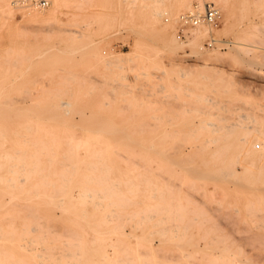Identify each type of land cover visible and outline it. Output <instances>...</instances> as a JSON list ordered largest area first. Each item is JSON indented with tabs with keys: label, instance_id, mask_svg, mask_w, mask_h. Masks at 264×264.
Masks as SVG:
<instances>
[{
	"label": "rangeland",
	"instance_id": "1",
	"mask_svg": "<svg viewBox=\"0 0 264 264\" xmlns=\"http://www.w3.org/2000/svg\"><path fill=\"white\" fill-rule=\"evenodd\" d=\"M44 1L49 3V0ZM186 1L187 5L191 6H187L180 11L179 14L181 15L188 13L190 10H197L193 8L197 0ZM204 1L209 3L208 0ZM228 1L231 3L232 13L235 16L231 19L232 27L220 34L212 33L210 38L217 40L212 46L207 45L208 41L211 40L210 38L202 41L203 50L211 51L216 49L220 55L212 59L206 56L205 53L202 56L201 54L203 53H200V55L193 54L187 47H185L186 49L178 50L176 53H168L160 45L158 29L161 27H168L167 31L172 32L179 42H185L186 36L189 34L187 27L181 32L182 23L180 18H175V20L174 17L170 16L174 12L173 0H56L55 15L49 20L40 23L23 19L19 12H15L13 16L7 14L8 17L7 15L5 16V12L0 14V92L4 93V95L0 96V99L15 101V106L21 108L23 110L21 112L25 114L28 108L31 109V107L35 106L46 107L45 101L52 92L59 95L54 97L59 101H70L80 98L71 97L67 94L69 92H87L86 99L96 101L97 105L95 107L104 108L103 112H99L101 117L110 115L112 122L140 126L141 129L139 128V130L147 132L146 138L151 137V134H159L158 136L164 135V133L167 134L166 138L161 136L165 140L163 143L164 160H162V162H167L163 163L164 165L162 166L165 171H157L159 173L156 172L155 177L158 175V178L167 179L168 177L169 181L167 179L165 182L167 183L168 181L170 184L173 180L175 183L180 182L179 185L176 183L177 186L174 185V182L172 183L174 185L173 190L172 187H169L171 185L167 184L171 191L176 190L183 196H187L186 192L188 195L192 192L194 195L190 194V199H196L189 200L196 206L197 210L194 213H201L200 215L202 216L201 218L200 215L197 216L198 214H195L194 216H197L198 219L194 222H198L199 218V222L202 221L201 219H205L202 223L204 225L207 221V226L206 224L203 226L201 223V227L198 224L199 222L196 223L197 226L193 221L189 224L188 220H191L194 216H184L183 218H188L183 221H180L183 219L182 216L179 221L177 217L175 218L177 221H175L174 215L176 216V214L173 207H171L172 209L169 208L170 212L174 210L172 213L173 218L171 217V219L167 216L164 217V212L160 213L159 217V211L151 210L152 213L157 211L156 215L150 211L155 216H153V220H149V223H146L149 224V226L147 225V231L158 230L157 228L162 222L156 226L157 228L151 224L161 217H163L161 220L165 223L160 225L159 228L161 229L163 226L166 228L160 230L163 233L159 232L150 235L151 238L149 237L148 240L136 237V233L132 231L130 225L125 223L122 225L118 236L134 246L135 254L147 255L148 264H182L183 262V264H197L193 263L192 259L199 263V258L189 259L183 255L188 253L189 249V252H197L198 257L208 250L213 256H217L219 255L218 253L223 251L230 255L229 258L238 259L240 261L239 264H264V241H260V239H264V229H261L264 228V226L261 227L264 222V198H262L264 197V175L262 177L263 180L260 178L253 182L245 176L243 168L234 161L236 155H239L236 137L241 133V127L249 131L252 130L251 127L254 128L257 122L256 129L264 131V66L248 63V60L252 58L251 56L254 58L256 56L257 59L264 57V0ZM47 6L45 5L43 8H47ZM240 19L245 21L241 24L247 25H241L242 28L246 27L243 31L239 27ZM248 22L253 23L250 26L251 28L248 27ZM237 26L238 29H236ZM217 28H222L220 20ZM233 41L244 42L252 50L255 48L256 51L253 50L249 54L234 56V52L228 51L229 47L234 43ZM74 44L78 53L71 57L66 53L69 47ZM105 49L107 52L111 51V55L97 57V53ZM61 51H64V54L61 55ZM240 57L244 59H240ZM226 81L231 88L230 86L226 89L224 88ZM65 93L66 95H64ZM89 107L91 106H87L86 109ZM241 113L245 114V116ZM76 118L75 120H78ZM239 119L241 120L239 121ZM28 120L30 121V119ZM235 120H237V123L234 122ZM250 120L251 122H247ZM208 121L214 123L212 127L220 125V123L227 125L226 127H234L231 135L227 136V141L231 143L230 150L220 158H223L221 161L225 165L226 171L230 172L233 168L235 169L230 175H226L225 178L227 179L224 181L197 180L193 188V186L189 185V178L185 173L182 171L183 176L180 168L176 166H172V168L168 162L172 161V159L183 160L184 157L186 158L183 161L198 162L206 148L210 151L217 148L215 147L217 144H206L204 140L216 137L218 133L215 132L216 134H214L211 131L197 127ZM25 122L31 124L35 123V120L33 119L32 122L26 120ZM43 123H46V121H43ZM248 123L252 126L249 127ZM146 126L149 127L146 128ZM144 127L145 129H143ZM173 130H177L176 133L178 135ZM187 130L189 132L187 134L184 133ZM201 130L202 132H200ZM180 132L184 136L186 134L187 137L182 136ZM172 133L175 138L171 135ZM76 135L81 136V131L78 130ZM158 136L155 137L158 138ZM176 136H178V139ZM194 138H196V141ZM178 140L185 142L182 141V144L181 141V143L177 142ZM203 144L204 147H201ZM198 145L201 147L200 151H197L199 149ZM251 146V144L247 145L248 148ZM170 147L178 149L177 153L176 150ZM257 147L260 148V153L264 155V151L262 152L264 144ZM185 152L192 153L186 155ZM256 154H259V152ZM149 156L151 157L152 155ZM167 164L171 169L165 166ZM166 170L170 173L166 172ZM163 172L164 175H162L164 177L160 174ZM171 172L174 173L171 174ZM166 173L168 176H165L167 175ZM158 178L157 181L159 182ZM162 178V182L160 180L159 183L164 185L165 182ZM176 178H180V181L176 180ZM186 186H191L192 191H187L186 189L189 187L186 188ZM168 187L166 188L170 190ZM244 188L246 189L243 190ZM182 190H186V192L184 193ZM202 190H204L203 193L206 195L199 192ZM243 192L246 193L247 199ZM195 194L196 197H193ZM201 194L203 195L201 196ZM251 195L253 198L250 197ZM197 196L201 198L199 199ZM203 196H208L206 197L207 201L202 199ZM188 198L189 196H187ZM197 199L199 200V205L197 204ZM231 199L233 201H230ZM246 200L247 205L245 204L244 206ZM200 201L205 202L204 205L208 204L206 205L207 207L209 206L206 212L208 210L210 215L208 213L206 215V212H204L205 207L200 205ZM234 201L236 204L238 201L241 203H239V206L242 205V207L239 210L237 208L239 206H236ZM259 202L261 206H259ZM229 203L232 204L229 205ZM252 203L254 206L257 205L255 210L253 209L254 206L251 207L250 205ZM199 206L201 207L199 208ZM248 206L253 209L251 213L254 214L250 215V212L247 214L248 210L246 209L249 208ZM244 207L246 208L244 210L246 213L243 212ZM38 208L41 212L34 223L43 226V228L49 227L55 233H61L63 231L61 223L58 219L52 218L47 214L48 205L40 203ZM55 213L58 216L60 214L59 209H55ZM243 213L245 216H243ZM206 216L212 217H209L210 220L213 219L211 224ZM251 216L260 217L251 218ZM69 217H72V214ZM172 219L175 223H173ZM170 220L172 221L169 222ZM185 223L190 225V232L188 233L193 234L196 238L194 244L197 246L188 248L177 247L178 251L170 243H179V240L175 238L176 236L189 235L183 229V226L186 225ZM213 223L216 226L213 227ZM258 224L261 225L258 226ZM170 226L176 227L171 228ZM196 226L202 229L199 228V230L195 228ZM207 227H209L210 231ZM215 227L218 228L217 231ZM203 229H206L203 231L206 232L205 234L202 232ZM211 229L215 230L212 231ZM101 231L105 232L106 230L101 229ZM164 231L167 232L165 233ZM219 231L223 232H221L223 236H220L221 233ZM194 232H197L196 235ZM208 232L210 234H207ZM212 232H215L213 236H211ZM104 234H106L105 236L107 234L113 235L110 232H105ZM92 236L93 234L89 232L86 238L91 240ZM219 237H224V241ZM201 239H204L202 243ZM211 242H213L214 246L215 242L217 243L215 249ZM218 243L223 245H221L220 249ZM228 243H233L231 244L233 247L229 248L230 245ZM224 248L226 249L225 251ZM236 251L239 253H236ZM174 253H176V257L177 255L182 256H180V259L173 260V257L176 258ZM111 256H113V253H111ZM122 258L123 255L119 254L116 260H121ZM139 258L142 260V257L139 256Z\"/></svg>",
	"mask_w": 264,
	"mask_h": 264
},
{
	"label": "bare ground",
	"instance_id": "2",
	"mask_svg": "<svg viewBox=\"0 0 264 264\" xmlns=\"http://www.w3.org/2000/svg\"><path fill=\"white\" fill-rule=\"evenodd\" d=\"M203 1L204 0H197L195 5H193V8L197 10H190L188 11V13L184 14L197 15L202 13L204 5L206 3L205 1ZM208 1L209 3L215 4L214 6L218 9L219 20L221 22L222 28L218 29L217 27H211L204 24L187 26V29H189V34L187 33L188 35L186 36L185 42H179L172 32L167 31L168 27H161L160 29H158V40L164 50L168 51V53H176L178 50L187 47L189 48L191 53L199 55L200 53H203L201 54V56L205 53L206 56L211 57V59L219 55L216 49H212L211 51L203 50L204 48L202 45V41L206 38H210L212 33L220 34L223 31L229 30L232 27L231 19L235 16L232 13L233 11L231 9V3L228 0ZM46 5H48L47 8H43L44 6H40L37 3L30 5L22 2L21 0H0V14L2 12H5V16L7 14L13 16L15 12H19L23 19H28L30 21L40 23L49 20L55 15L56 0H49V3H46ZM173 6L174 12H172L170 16L172 18L174 17V19H181L182 15L179 14L180 11H182L187 6L190 7L191 5H187L186 0H173ZM243 21V19H240L239 21L240 26L239 24L238 26L240 28H242L241 25L247 26L246 24H241L243 23ZM248 25V27H250L253 25V23L248 22ZM238 26L236 27V29H238ZM244 29H246V27L242 28L241 31H243ZM210 39L212 40V38ZM215 41L217 42V40ZM233 42L234 43H232L231 47L227 46L229 47V50H227L234 52V56L249 54L253 50L256 51L255 48L252 50V48H250L249 45L245 44L243 41V43L238 41ZM110 52H107L106 49L100 50L97 53V57L103 55H111ZM77 53L78 50L76 49V45L74 44L69 47L66 54L73 57ZM60 54H64V51H61ZM251 57L254 58L253 56ZM242 58L243 57H240V59ZM252 58L248 60V63H250L251 65L253 64L261 65L262 67L264 66V57L262 59H257L256 56L254 59ZM228 86L230 85L226 81L224 83V88L226 89ZM67 94L71 97L80 98L72 99L70 101H59L54 98L59 95L52 92L50 93L48 99L45 101L46 107H31V109L28 108V110L26 111L27 113L25 114L21 112L23 111L21 108L15 106V101L11 99H0V264H148L147 255L144 254V256H141L135 254L136 251L134 250V246L131 243L126 242L122 237L120 238L118 236L120 235L118 233L121 230L122 225L128 223L132 231L136 233V237L148 240L149 237L151 238L150 235H154L155 233L159 232L163 233V231L160 230L162 228H166L165 226H163L161 229L159 228L160 225H163V223H165L161 220V218H163L161 217L160 219L154 221L153 224H151L155 228H157L156 226L162 222L157 228L159 231L156 229L154 231H147V225L149 226V224L146 223H149V220L154 219L153 216L157 214V211H159V217L160 213L164 212L165 216L163 214L162 216H167L168 218L170 217L169 219H171L174 210H171L172 212H170L169 208L173 207L176 214V216L174 215V219L178 217V221L181 216L182 218L184 216L191 217L195 214H198L197 216H199L201 213H194L195 210H197L196 206H194L192 202H190V200L196 199H190V194L194 195L192 194V190L190 187L193 186L194 188V184L197 183V180L215 182L224 181L225 179H227L225 178L226 175H230L231 172L235 169L232 166V171H226L227 169H225V165H223L221 161L223 158H220L230 150L231 143L227 141V136L231 135V131L234 127H226L227 125L225 126L221 123L220 125L212 127L214 123H211L209 121L204 124L198 125V128L211 131L214 134L218 133L217 136L215 135L216 137H210L204 140V143L206 144H217V146H215L217 148L212 151L206 148L204 150V154H202L203 156L200 157V161L198 162L187 161L186 159V161H183L186 157H184L183 160L172 159V161L168 162L171 165L170 167L176 166L180 168L181 173L183 174L184 172L185 175L189 178L188 182L191 186H188L189 188L186 186V188L188 189H186L185 187L184 189H186L187 191L191 190V193L189 192L190 194L188 195L186 190H182L184 193L186 192L187 196H189V198L187 199L186 195L185 197L179 194L178 191L176 192V190H174V192L171 191V188H169L172 187L173 190L174 185L177 186V182L175 183L173 180L175 184L173 185V182L170 184L168 183L169 179L167 177V183L171 185L168 187V184L165 182L167 179H163L161 177L165 182V184L163 185L159 183L161 180L160 177L158 178L159 175L155 177V173L157 171H165V169L162 167L165 163H167L162 162V160H164L163 143L165 141L163 138L167 134L164 133V135H161L163 136V138H161V136H158L159 134H151V137L146 138L147 132H145L144 130H139L140 126L138 127L137 125H124L115 123L114 121L112 122L110 115L101 117L99 115V112H103L104 108L95 107V105H97L96 101H90L86 99L85 97L86 95H88L87 92L76 91L69 92ZM2 95H4V93L0 92V96ZM64 95H66V93ZM43 106L45 105L43 104ZM87 106L91 107L86 109ZM242 115L245 116V114ZM76 117L78 118V120H75ZM28 119H30L31 122L34 119L35 123L29 124L25 122L26 120L30 122ZM237 120H235L234 122H236ZM240 120L241 119H239V121ZM43 121H46V123H43ZM247 122H251V120ZM256 124L258 125L257 122ZM210 126L212 129H215L212 130L211 128H209ZM251 126L252 125H250L249 127ZM255 126L254 128L251 127L252 130L249 131L241 127V133L236 137V146L239 155H236V159L234 160L238 163V166L240 165L243 168V173L245 174V176L253 182H255L257 179L262 178L264 175V155L260 153V148L257 147L258 145L264 144V131L256 129L257 127ZM148 127L146 126V128ZM143 129H145V127ZM78 130L81 131V136L76 135V132ZM173 131L175 132V134H177V130ZM187 132L189 131L187 130L184 133L187 134ZM200 132H202V130ZM173 133L171 135H173ZM180 134L182 133L180 132ZM186 134L185 136L187 137ZM189 135L191 136L190 133ZM155 136H158V138ZM182 136L184 135L182 134ZM190 136L188 137L190 138ZM177 137L178 136H176V138ZM194 139L196 141V138ZM180 141L178 140L177 142ZM249 144L252 145L250 148L247 147V145ZM199 145V149L197 151H200V148L204 147V144L201 147H199ZM174 150H176V148ZM263 151L264 150H262V152ZM257 152H259V154H256ZM191 153H186V155ZM148 155L152 156L148 157ZM135 158L136 160H138H134ZM189 158H191V156H189ZM167 165L165 166L169 168V165ZM173 171L175 172V170ZM166 172L169 171L166 170ZM174 172H171V174ZM160 174L164 175V172ZM165 176H168V174ZM157 178L159 179V182L157 181ZM176 180L180 181V178H176ZM179 183L180 182H178L177 184L179 185ZM166 187H168L170 190H168ZM179 188L178 190L180 191ZM245 189L246 188H244L243 190ZM256 189L255 191L257 192ZM203 191L204 190L199 192L203 193ZM203 194H201V196ZM212 196L210 197L212 198ZM244 196H246L247 199L246 193L244 194ZM193 197H196V194ZM206 197L208 196H203L202 199L205 201ZM250 197H252V195ZM197 198L200 199L201 197L197 196ZM257 200L260 201L259 199ZM198 201L199 200L197 199V204ZM230 201L233 200L231 199ZM194 202L196 203V201ZM40 203L48 205V208L46 210L48 216L58 219V221L61 223L63 229L61 233H55L50 230L49 227L43 228V226L36 225V223H34L35 220L39 217V213L41 212V210L38 208V205ZM204 203L205 202L202 201L200 205H203L205 207V209L203 207V209L205 210L203 211L206 212V209H208L209 206L207 207L206 205L208 204L204 205ZM234 203L236 204L235 201ZM239 203L240 202L238 201L236 206H239L241 204ZM246 203L247 200L246 202H244V206ZM253 203L250 204L251 207L254 206ZM231 204L229 203V205ZM259 206H261L260 202ZM200 207L201 206H199V208ZM240 207H242V205L237 207L238 210L240 209ZM256 207L257 205H255L253 209L255 210ZM55 209H59L60 211V214L58 216L55 213ZM245 209L246 208L244 207L243 212H245ZM253 209L250 207L246 209L248 210L247 214H249V212L250 215L254 214L251 213L253 212ZM151 210H157L156 212H153L155 215H152L153 213ZM150 211L152 214L150 213ZM207 213L208 210L206 212V215ZM71 214L72 217H69ZM208 214L210 215V213ZM197 216H194L191 218V220H188V223L190 224L191 221H196L198 219ZM243 216H245L244 213ZM200 217L202 218L201 215ZM209 217L208 219L211 224V221H213V219L210 220V218L212 217ZM252 217L259 218L260 216H251V218ZM185 218L180 221H183ZM172 220H170L169 222H171ZM201 220L202 221L199 222V218V223L196 222L200 224L199 226H201V223L205 221V219ZM165 221L168 222L167 220ZM175 221L177 220L175 219ZM175 221L173 223H175ZM185 224L186 225L183 226V229L186 233H188L190 232V225H188L187 223ZM205 224L207 226V221ZM213 224V227L216 226L215 223ZM259 225L261 224H258V226ZM197 226L195 228L199 229L202 227ZM263 226L264 222L261 227ZM170 227L174 228L173 226ZM209 227L207 228L209 229ZM101 229H105V232L113 233V235L107 234V236H105V232H102ZM152 229L154 228L152 227ZM179 229L177 230L179 231ZM215 229L217 231L218 228L215 227ZM261 229L263 230L264 228ZM204 230L206 229H203L202 232ZM196 231L198 232L197 229ZM89 232L93 234L91 240H88L86 238V235ZM164 232L166 233L167 231ZM197 232H194L195 235ZM219 232L221 233L222 231ZM203 233L205 234L206 232ZM213 233L215 234V232H212L211 236H213ZM222 233L220 234V236H223ZM207 234H210V232H208ZM257 235L259 237L258 233ZM175 238L179 240V243H169L175 246L176 249L177 247L188 248L197 246L196 244H194L196 238L193 236V234H189L188 236L183 235L182 237L176 236ZM222 239L224 241V237ZM202 240L204 239L200 240L201 243ZM260 241H264V239H260ZM216 242L215 246H217ZM219 243L218 245L220 249V247H222L223 245L222 243ZM211 244H213V242H211ZM231 244L229 245L231 246ZM215 246L213 247L214 249ZM230 246L229 248L233 247V245L231 247ZM197 248L196 250H198ZM225 250L226 249L224 248V251ZM189 251L188 253H184L183 255L189 259L199 258L200 260H197H199L200 264L240 263L238 259L229 258L230 255H227L223 251L218 253L219 255L216 254L217 256H213L210 252H208V250L207 252H204V254H202V256L200 257H198L197 252ZM111 253H113V256H111ZM236 253L239 252L236 251ZM119 254L123 255V258L121 260H116V257ZM174 255L176 257V253H174ZM139 256L142 257V260L139 258ZM180 256L177 255L176 258H171L173 260H177V258L180 259ZM192 262L199 264L197 261H194V259H192Z\"/></svg>",
	"mask_w": 264,
	"mask_h": 264
},
{
	"label": "built area",
	"instance_id": "3",
	"mask_svg": "<svg viewBox=\"0 0 264 264\" xmlns=\"http://www.w3.org/2000/svg\"><path fill=\"white\" fill-rule=\"evenodd\" d=\"M22 2L26 4H39L40 6H45L46 1L44 0H21ZM181 32L187 27V26H196V25H207L211 27H217L219 24V11L214 6V4L207 3L204 5L203 12L200 14H184L181 16ZM182 36V34H181ZM179 36V37H181ZM216 43L215 40L208 41L207 45L212 46Z\"/></svg>",
	"mask_w": 264,
	"mask_h": 264
}]
</instances>
